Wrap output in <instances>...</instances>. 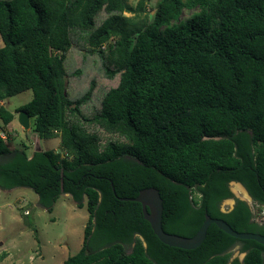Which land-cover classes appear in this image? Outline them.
<instances>
[{
    "label": "trees",
    "instance_id": "obj_1",
    "mask_svg": "<svg viewBox=\"0 0 264 264\" xmlns=\"http://www.w3.org/2000/svg\"><path fill=\"white\" fill-rule=\"evenodd\" d=\"M156 7L132 28L126 0H0V190L30 189L49 214L62 195L85 207L82 247L62 264H241L235 249L242 264H264L263 245L213 224L194 250L166 246L141 205L120 200L158 190L168 234L193 237L207 214L264 236L244 201L220 209L233 182L264 205V0ZM74 48L116 79L94 110L84 109L93 79L77 98L67 92ZM27 90L32 99L16 112L38 139L58 137L63 154L15 145L14 113L2 102Z\"/></svg>",
    "mask_w": 264,
    "mask_h": 264
},
{
    "label": "rangeland",
    "instance_id": "obj_2",
    "mask_svg": "<svg viewBox=\"0 0 264 264\" xmlns=\"http://www.w3.org/2000/svg\"><path fill=\"white\" fill-rule=\"evenodd\" d=\"M126 1L135 12L124 13V16L129 18L130 27L136 28L152 21L159 0ZM198 11V8L184 9L180 16L181 21L189 19ZM2 45L0 38V47ZM64 67L69 75L67 92L71 99L82 95L90 80L95 81L92 99L84 107L87 111L96 109L103 93L116 82V79L105 77L97 56L87 55L75 48L67 52ZM31 99L32 92L27 90L2 102L14 113L12 124L18 132L15 145L24 149L29 156L40 150L63 154L58 137L38 139L32 132L31 125L29 130H24L19 125V112L16 111ZM230 189L239 199H247L238 184L230 183ZM232 207V200H227L222 202L220 208L225 212ZM87 220L85 207L78 208L69 195L60 196L53 212L49 214L38 205V197L30 189L0 190V264H62L81 249ZM127 250L130 251L129 248ZM236 256L241 258L242 254L233 250L232 257Z\"/></svg>",
    "mask_w": 264,
    "mask_h": 264
},
{
    "label": "water",
    "instance_id": "obj_3",
    "mask_svg": "<svg viewBox=\"0 0 264 264\" xmlns=\"http://www.w3.org/2000/svg\"><path fill=\"white\" fill-rule=\"evenodd\" d=\"M18 123L24 130L30 129V119L28 115L21 111L18 114ZM233 184H238L233 182ZM240 186V184H238ZM113 189V188H112ZM121 201L135 202L141 205L144 220L147 221L158 240L166 246L182 250H194L198 248L205 240L207 230L210 225H215L220 231L238 240H252L264 246V236L254 233H238L233 230L226 222L220 219H213L205 214L204 221L191 238H185L166 233L162 228L163 219V201L158 190L155 188L144 189L139 192L135 198H124ZM233 202V200H232ZM234 206V202H233ZM233 208V207H232ZM231 208V209H232ZM222 211V210H221ZM245 254L241 258L236 256L242 264Z\"/></svg>",
    "mask_w": 264,
    "mask_h": 264
},
{
    "label": "built area",
    "instance_id": "obj_4",
    "mask_svg": "<svg viewBox=\"0 0 264 264\" xmlns=\"http://www.w3.org/2000/svg\"><path fill=\"white\" fill-rule=\"evenodd\" d=\"M250 208L254 215V221L260 225L264 224V205H259L254 201L251 202Z\"/></svg>",
    "mask_w": 264,
    "mask_h": 264
},
{
    "label": "flooded vegetation",
    "instance_id": "obj_5",
    "mask_svg": "<svg viewBox=\"0 0 264 264\" xmlns=\"http://www.w3.org/2000/svg\"><path fill=\"white\" fill-rule=\"evenodd\" d=\"M238 184H240V183H238ZM240 187L244 190L247 199H245V200L239 199V197H237L235 194L232 193V191L230 189V184H229V191L231 192V198L227 199V200H233L234 204L237 200L244 201L250 207V204H251V202H253V200L250 198L248 192L246 191V189L241 184H240ZM227 200H225V201H227ZM235 250H237V249H235ZM237 252H238V254H241L238 250H237Z\"/></svg>",
    "mask_w": 264,
    "mask_h": 264
},
{
    "label": "crops",
    "instance_id": "obj_6",
    "mask_svg": "<svg viewBox=\"0 0 264 264\" xmlns=\"http://www.w3.org/2000/svg\"><path fill=\"white\" fill-rule=\"evenodd\" d=\"M2 47V46H1Z\"/></svg>",
    "mask_w": 264,
    "mask_h": 264
}]
</instances>
